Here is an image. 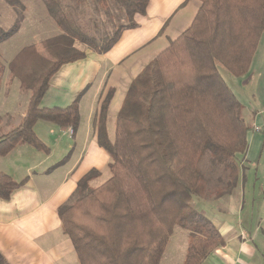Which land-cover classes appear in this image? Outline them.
<instances>
[{
    "label": "trees",
    "instance_id": "1",
    "mask_svg": "<svg viewBox=\"0 0 264 264\" xmlns=\"http://www.w3.org/2000/svg\"><path fill=\"white\" fill-rule=\"evenodd\" d=\"M5 1L20 4L19 0ZM103 1L72 0L87 7ZM111 1L117 11H111L109 21L125 18V22L100 38V33L82 30L69 13V5L44 0L61 32L42 40L38 47H23L10 63L16 81L32 94L18 125L0 135V155L18 143L45 148L33 130L37 120L77 126V100L63 108L40 107L39 103L50 76L63 63L85 55L77 42L99 53L107 51L124 29L137 26L136 16L145 13L148 3ZM199 1L192 24L131 82L116 115L113 139L106 127L111 88L101 101L93 125L98 145L111 160V175L93 187L89 180L98 171L91 170L58 208L62 229L71 239L80 264H159L175 222L190 230L182 264H202L226 243L214 223L190 202L200 192L199 155L208 153L211 163L223 165L235 179L241 166L236 154L246 152L248 133L264 130V126L255 129L251 122H245L242 111L246 109L219 69L237 77L248 71L264 31V0ZM16 28L17 24L6 31L0 27V40ZM26 179L16 181L0 172V198L8 199ZM110 190L113 201L93 210L90 217L94 222H81L76 217V209L90 195ZM0 264H6L1 255Z\"/></svg>",
    "mask_w": 264,
    "mask_h": 264
},
{
    "label": "crops",
    "instance_id": "2",
    "mask_svg": "<svg viewBox=\"0 0 264 264\" xmlns=\"http://www.w3.org/2000/svg\"><path fill=\"white\" fill-rule=\"evenodd\" d=\"M199 6V0H148L145 13L136 16L137 26L124 29L110 49L101 53L87 49L82 58L63 63L50 76L40 107L63 108L77 100L78 128L58 125L61 126L60 132L73 140V145L68 144L66 150L69 152L55 165L49 166L48 163L53 148L60 146V141L54 140L51 147H45L46 153L41 157L37 155L44 152L34 148L30 161L14 160L21 167L0 168V172L16 181L27 178L8 199L0 198V255L6 264H80L71 239L62 229L58 208L69 199L88 172L98 171V175L89 180V185L93 186L96 184L92 182L94 178L106 169L108 171L110 158L97 143L93 125L95 114L111 88L113 94L107 107L106 127L108 137L113 139L115 125L110 133L108 123L111 117L116 118L131 82L192 24ZM220 73L238 100L249 106V92L245 89L250 91L254 84L248 87V82L260 74L264 77V31L245 74L237 77L221 68ZM261 87L259 92L264 98L263 85ZM25 110L26 106L20 119ZM254 119L256 124L264 122L260 116ZM46 125L45 132L52 139L51 134L58 133L57 126ZM257 132H250L248 136L253 134L254 140ZM23 144L27 143L16 144L17 148L13 147L4 156L15 151L18 153L21 149L18 147ZM14 170H20L24 176L15 178ZM239 244L240 252L226 244L214 249L202 264H237L244 255L242 252L251 250L249 242L243 240Z\"/></svg>",
    "mask_w": 264,
    "mask_h": 264
},
{
    "label": "rangeland",
    "instance_id": "3",
    "mask_svg": "<svg viewBox=\"0 0 264 264\" xmlns=\"http://www.w3.org/2000/svg\"><path fill=\"white\" fill-rule=\"evenodd\" d=\"M60 1L69 5V13L75 17L77 24L81 26L84 32L92 35H99L100 33L102 34L100 38L106 34L110 35L114 25L125 22V18L123 21H109L108 17L112 13L111 11L117 9L113 3H110L111 0H104L101 3L96 2L95 6H93L94 3H91L88 7L85 4L78 5L72 0ZM19 2L21 5H11L5 0H0L1 29L6 31L17 24L13 34L0 40V135L17 126V123L21 120L20 114H23L32 94L30 89L21 86L16 81L10 70L11 61L23 47L28 45L38 47L42 40L61 32V28L49 15L44 0H19ZM77 46L84 51L89 49L83 43L77 42ZM223 79L226 82L224 77ZM252 84L254 86L250 88V91L249 88L248 90L245 89L247 93L249 92V106L246 102H243V107L246 110L241 111L245 122H251L255 129H258L264 126V122L254 123L255 116H260L264 121V98L259 92L262 85L264 88V77L261 74L255 76L254 79L252 78L248 82V87ZM235 96L237 97V95ZM97 113L95 116H97ZM115 122L116 118L111 117L108 123L110 133L114 129ZM46 124H50L52 127L57 126L55 128H57L58 133L61 131V126L42 120L35 121L33 125V130L38 135L37 138L42 139L40 141L45 143V146L51 147L54 140L60 141V146L53 148L52 156L48 161L49 166H53L57 161L65 158L69 152V150H66L68 144L72 146L73 140L68 139L61 132L60 134L54 132V135L51 134L52 139H50L45 132V129L48 128ZM75 128H78V124ZM253 132H256V130ZM250 137V135L247 136L246 152L236 154L238 156L237 161L241 166L239 170L237 168L235 179L231 177L229 169L223 165L211 163L208 153L199 155L197 167L201 173L199 179L200 192L190 203L197 210H202V213L214 223L223 236L226 242L225 245L228 244L229 248H238L240 252L239 242L243 240L249 242L250 252L247 250L242 252L244 255H241L237 264H264V130L257 132L254 140L252 139L253 134ZM18 148H21L18 153L15 151L14 154L0 155V168L10 169L14 165L21 167V164L14 161L16 158L31 160L30 154L35 148L33 145L23 144ZM39 151L44 152L37 155L40 157L41 154L46 153L45 148ZM188 152H190V148ZM14 171L16 172L15 178L20 179L24 176H21L20 170ZM110 175L111 171L108 167V171L106 169L99 177L94 178L92 182L96 184H92L93 187L100 185ZM112 201V190L102 195L95 192L81 207H78V205V208H75L76 217L80 218L81 222L91 223L90 220L94 222V219L90 217V215H93V210H99V204L103 202L105 205H109ZM189 232L190 230L186 225L179 222L172 225V231L159 264L183 263L189 241ZM252 250H254V254Z\"/></svg>",
    "mask_w": 264,
    "mask_h": 264
},
{
    "label": "built area",
    "instance_id": "4",
    "mask_svg": "<svg viewBox=\"0 0 264 264\" xmlns=\"http://www.w3.org/2000/svg\"><path fill=\"white\" fill-rule=\"evenodd\" d=\"M69 132L71 133V132H72V130H71V129H69Z\"/></svg>",
    "mask_w": 264,
    "mask_h": 264
}]
</instances>
